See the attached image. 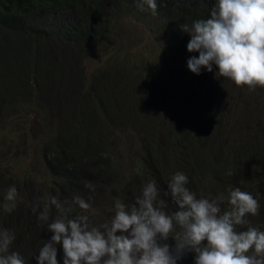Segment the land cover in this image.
Segmentation results:
<instances>
[{
  "label": "trees",
  "instance_id": "16d2710c",
  "mask_svg": "<svg viewBox=\"0 0 264 264\" xmlns=\"http://www.w3.org/2000/svg\"><path fill=\"white\" fill-rule=\"evenodd\" d=\"M156 3V15L146 5L143 12L160 21V33L173 36L179 32L176 34L187 41L191 37L181 25L191 27L194 21L208 18L215 0ZM129 7L139 9L137 0H0V119L20 109L24 114L16 118L21 122L27 116L31 120L39 115L45 123L42 129L39 127V161L47 178L34 184L29 178L32 172L26 171L24 183L20 187L15 183L16 208L10 213L5 211L4 216L0 212V229L9 230L10 223L17 227L20 241L15 238L14 242H22L19 253L29 264L37 262L32 247H42L52 235L47 223L38 221L32 205L38 198L43 202L61 189L66 190L62 202L72 201L77 195L83 197L82 191L90 194L93 189L101 190L102 186H110L113 192L124 191V198L100 205L95 222L90 211L82 213L99 227L110 220V214L114 215L117 202L132 205L144 180H155L163 193L171 176L182 172L188 181H195L186 187L197 191L198 198H215L221 193L227 196L235 187L253 195L260 205L259 214L249 215L248 220L250 226L264 228V125L238 111L241 107L235 93L228 89L219 95L209 87L208 79V86H200L195 93L188 90L192 81L186 75L184 82L179 81L182 85L178 92L171 91L167 82L151 72L133 71L125 63L118 68L115 59L125 44L115 30V16L129 11ZM113 37L121 43L116 56L109 51L104 57L106 67L86 80L81 73L82 60L101 57V46ZM140 64L138 68L144 65L143 60ZM112 71L120 72L122 90L109 96L101 87L112 78ZM240 90L251 92L244 87ZM258 98L253 103L255 110ZM124 107L133 109L132 125L123 112L119 114L118 108ZM131 134L139 142L134 154L140 161H134L133 178L127 181L125 175L119 178L121 170L113 150ZM27 135L31 137L29 131ZM160 138L170 142L166 139L163 143ZM1 141L7 142L0 136ZM7 154L0 150V162ZM230 171L232 175H228ZM4 176L0 169V179ZM10 186L14 185L3 188L5 194ZM36 189L37 194L32 195ZM83 199L90 201L85 195ZM164 199L168 201L166 211L177 210L170 197ZM73 207L79 214V206ZM221 207L226 210L227 202ZM56 215L53 208L51 218ZM246 228L238 226L237 231ZM23 238L30 242L27 250ZM166 242L175 243L171 237ZM186 254L194 260V254ZM57 262L63 264L62 247Z\"/></svg>",
  "mask_w": 264,
  "mask_h": 264
},
{
  "label": "clouds",
  "instance_id": "9594fccd",
  "mask_svg": "<svg viewBox=\"0 0 264 264\" xmlns=\"http://www.w3.org/2000/svg\"><path fill=\"white\" fill-rule=\"evenodd\" d=\"M145 5L157 14L156 0H137L141 11ZM181 29L191 37L187 51L198 53L187 60L191 72L199 75L202 67L212 72L214 64L216 77L251 90L264 87V0H215L208 18L191 27L182 24ZM187 184L188 177L176 172L161 193L151 180L131 206L117 202L114 215L99 227L92 226L88 215H73V205L92 211L78 195L63 202L51 195L43 202L38 198L32 211L52 235L39 248L37 264H58L57 245L63 250V264H177L188 252L194 253V264H264L258 259L264 257V231L248 220L259 214L257 199L239 187L227 196L198 198ZM164 197H170L177 210L166 211ZM17 198L16 187L10 186L3 204L6 212L16 208ZM225 202L228 208L222 210ZM53 208L57 215L51 218ZM245 225L246 230L237 231ZM170 237L174 246L166 242ZM15 238L14 232L0 229V264H26L11 250Z\"/></svg>",
  "mask_w": 264,
  "mask_h": 264
},
{
  "label": "rangeland",
  "instance_id": "374dc122",
  "mask_svg": "<svg viewBox=\"0 0 264 264\" xmlns=\"http://www.w3.org/2000/svg\"><path fill=\"white\" fill-rule=\"evenodd\" d=\"M128 9L129 11L126 10V12L115 16V30L120 35V38L125 44L124 51H120L118 53L119 58L115 59V61H119L116 64L118 68H122L121 63H125V65L131 67L133 71H135L136 69H142L143 72H151L153 77H161L162 80L167 82V84H169L170 86L171 91L178 92L180 90V86L182 85L179 81L181 80L184 82V76L186 75L192 81L189 84L188 90L195 93L199 92L200 86L202 88L204 86L207 87L209 80V87L214 88L219 95L222 96L224 90L228 89L231 90V93H235L234 97L237 98L239 106L241 107L238 111L245 115L249 114L251 116V120L256 121L257 123H259V125H264V87L258 86L253 91L250 89L251 92H247V94L243 93L241 92L240 88L244 87L245 89H247L248 87L246 85L236 86L234 81L230 79L218 76L216 77L215 73L218 71V69L214 64V69L212 72L206 71L203 67L201 68V72L199 75L191 72L187 68V60L191 56L198 55V53H190L187 51L186 45L189 40L186 41L180 34H176L179 32H176L173 36H171L172 33L170 35L160 33V30L157 28L160 23L159 20H157L155 17L148 16L143 11L135 7H129ZM117 41L119 40H117V38L114 39L113 37L110 42L108 41L104 43V45L101 46V57L91 58L89 60L88 58H84L82 60L81 73L83 76H85L86 80L90 79L91 74L94 71L106 67L104 66V57L108 55L109 51V54H113V56H116V51L120 49V47L117 46H120L121 44ZM141 60H143L144 65L142 66V68H138L139 66H141ZM111 76L112 78L107 79V84L101 87V89L108 93L109 96H113L116 91L122 90V79L120 78V72L115 73L114 71H112ZM136 90L137 89H135L134 92ZM258 97H260L262 101H259ZM257 98L259 102L255 110V108L253 107V103L257 101ZM233 104L234 103L230 101L229 106L232 107ZM227 105L228 103L224 104L223 106L226 107ZM246 105H248V107L245 108ZM45 109L47 110L46 107ZM234 109L237 110L238 107H235ZM118 111L119 114H122L123 112L129 124L132 125L133 118L131 114L133 113V109L124 107L122 109L118 108ZM23 114V110H12L5 117L0 119V136L7 140L6 143L1 141L0 150H2L4 153H8L0 162V169H2L5 174L4 178L0 179V212L3 216L5 215L3 204L5 203L6 196L3 188L11 183L15 187V183L18 185V187H20L25 181L24 176L26 171L32 172V175H30L29 178L35 181L34 184L41 182L47 178V173L44 171L43 165L39 161V159L41 160L42 154V148L40 147L39 138L41 132L39 131V127L40 129L43 128V124L45 125L44 120L41 116L38 115L36 119L30 118L31 120H29L27 116V119H25L24 122H21L16 117H21V115ZM33 120L35 121L33 122ZM117 121L118 120H116L115 123ZM263 127L264 126H262V129ZM131 130L133 129L131 128ZM28 131L30 132L31 137L27 135ZM130 136L131 138L124 137L125 139H123V141L121 139L118 142L116 148L113 150L115 154L114 160L115 162H118L121 170L119 178H121V175H125V180L127 181H130V179L133 178L132 172H134V165L136 164V162L140 161L139 157L134 154V149H136L139 142L137 139H134L133 134H131ZM32 137H34L36 141L33 140ZM168 138L166 139L170 142V139ZM166 139L160 138L161 142L163 143H167ZM120 181L122 183L121 179ZM149 181H151V179H146L139 185H141L142 188L143 185ZM188 183L193 185L195 181L189 180ZM196 186L198 185L196 184L195 186H193V188ZM69 188L72 189V187ZM109 188L110 186H102L101 190L93 189L90 194L86 191L81 192V194L83 195V197L81 198H84L85 195L90 199V201L87 202H90L91 204L92 211H90V213H92L91 219L94 222L98 217L100 205L108 206L114 199L125 197L123 193L124 191L122 193H120V191L113 192ZM65 191L66 190L61 189L60 193H54V195L62 201L63 199H65ZM194 192L197 191L194 190ZM34 194H37V189L32 193V195ZM47 194L45 195V197L47 196ZM22 196L24 197L26 195ZM66 197L68 199V193ZM130 198L133 197L130 196ZM84 200L86 201V199ZM83 212L84 211L79 208V214L73 213V215H82ZM112 216L113 214L109 215L110 219ZM34 220H36V217H34L33 221ZM91 224L92 226L94 225V223ZM249 225H247V227ZM8 229L14 232L15 237L20 241V235L17 227L15 228L14 225L10 223ZM259 229L264 231V228L260 227ZM23 242L27 250V246L30 244V242L25 240V238H23ZM174 244L175 243L170 244V246H174ZM12 245L13 246L11 247V249L13 251H21V248L19 247L22 246V242H14ZM40 247L41 246L35 244L32 247V253L38 256L39 253L37 249H39ZM60 248L61 246L57 245V252ZM190 253L194 254L192 252ZM247 254L254 255V252H249ZM24 259L26 261V264H29L26 260V257H24ZM258 259H264V257H258ZM183 260H185L184 263ZM182 263L194 264V260L190 255L185 254L180 260L177 261V264ZM31 264H37V262H31Z\"/></svg>",
  "mask_w": 264,
  "mask_h": 264
}]
</instances>
